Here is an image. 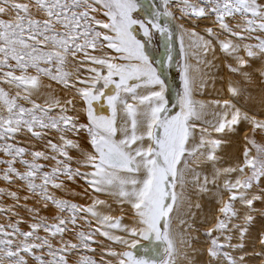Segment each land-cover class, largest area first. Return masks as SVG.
<instances>
[{
	"label": "snow or ice",
	"instance_id": "1",
	"mask_svg": "<svg viewBox=\"0 0 264 264\" xmlns=\"http://www.w3.org/2000/svg\"><path fill=\"white\" fill-rule=\"evenodd\" d=\"M170 6L172 0L160 4L145 0H0V153L9 157L0 159L6 165L0 170V179L23 186L17 191L0 188V196L17 202L0 207V213L18 215L13 209L21 206V198L34 199L39 205L26 208L33 221L28 231L20 229L22 219L0 224V264H29L30 260L34 264H113L83 254L95 252L92 245L97 243V235L122 246V251L105 250L115 264H176L177 237L188 248L198 237L176 232L174 221L179 218L181 225H187L186 231H200L181 217L185 206L192 207L187 191L190 184L197 195L212 193L217 211L223 214L215 216L216 223L203 232L210 240L207 264H245V242L255 227L254 203H264V143L254 139L257 133L264 137V99L259 110L242 109L237 101L244 91L229 80L231 98L195 100L192 66L175 61L179 84L169 79L167 70L175 60L172 53L178 35L179 56H186L184 35H188L205 56L215 51V39L221 51L235 61L226 64L230 73L248 85L258 74L264 84V0H177L174 6L181 19L214 17L220 32L206 27L208 39L183 25L178 26L183 30L178 33ZM157 34L164 41L166 60L155 58L158 48L152 42ZM225 34L237 42L219 39ZM253 40L255 43L245 42ZM241 50L245 56L239 55ZM256 61L259 67L254 66ZM69 63L74 72L67 70ZM81 70L89 75L83 77ZM42 78L74 90L84 105L86 122L68 115L69 109L59 99H46L43 105L33 99L42 87ZM173 93L175 102L171 103ZM97 104L101 109L106 104L110 114H103ZM209 104L219 109L211 113L214 120L206 119ZM54 108L60 109L58 116L50 115ZM122 111L130 118V126L127 119L118 125ZM48 132L58 133L60 142L46 139ZM213 132L245 133L242 159L234 166H218L216 153L223 141L213 138ZM69 133L74 137L86 134L91 150L82 149L79 140L68 138ZM29 134L46 140L52 155L19 146L17 137ZM70 149L76 150L75 158ZM39 160H51L54 165L45 171L46 165ZM73 162L77 167L73 168ZM62 177L69 182L82 178L93 192L116 197L121 211L124 205L131 211V226L122 224V216L97 210L101 205L111 208L106 200L92 197L91 204L79 205L56 197L49 188H64ZM221 177H225L222 185ZM19 191L27 194L21 197ZM237 202L243 214L234 207ZM195 207L202 206L196 203ZM50 209L55 212L52 223L48 216L40 215ZM259 213L261 230L254 241L262 246L255 253L258 256L264 255V209ZM190 215L195 218V213ZM114 229L124 234L113 235ZM41 231L44 236L39 235ZM213 232L219 235L213 236ZM237 252L240 255L232 254ZM36 253H46L48 259ZM182 255L188 258L186 251Z\"/></svg>",
	"mask_w": 264,
	"mask_h": 264
},
{
	"label": "rangeland",
	"instance_id": "2",
	"mask_svg": "<svg viewBox=\"0 0 264 264\" xmlns=\"http://www.w3.org/2000/svg\"><path fill=\"white\" fill-rule=\"evenodd\" d=\"M151 1L154 2L155 4L161 3V0H151ZM190 1H191V3H198L199 2V0H189V2ZM176 3H177V0H172L173 6H171V8H172L173 12L175 13L176 17L178 19H180L181 21H183L185 24L188 25V23H190L189 25H191V26H193L195 24V25H198L197 28L202 27L201 23L203 21L206 23L214 24L213 23L214 17L210 18V19H201L202 21L198 20L199 23H197L196 21H195L196 23H193L194 21L193 22L191 21L192 22L191 23L190 21L188 22V20L186 18L185 19L179 18L181 16V13L174 6ZM5 19H7V17H5ZM226 20L229 22L230 26H233V22L230 20V18H226ZM199 24H201V25H199ZM214 25L216 26V29L214 30V32L219 33L220 32L219 27L216 24H214ZM220 36H228V35L225 34V35H220ZM232 38L235 40L234 37H232ZM186 41H187V43L193 42L189 37H186ZM235 42H237V41L235 40ZM245 42L255 43L254 40L253 41H245ZM179 52H180V42H179L178 37H177L176 43H175V46L173 49V55L175 57V61L182 63L181 57L179 56ZM239 55L245 56V53L243 52V50H241ZM208 59H211V60L212 59H220L221 64L224 65L225 71H227V72H229V71L226 67V64L227 63L235 64V62L233 60H231L232 57L229 56L228 54L222 52L221 50L220 51L216 50L215 53L212 52L211 54H208L206 56L205 55L200 56L198 59L195 60V62L197 61L196 63H198V66L204 68L207 66V63H208L207 60ZM88 66H91V65H88ZM254 66L259 67V62L258 61L254 62ZM67 70L74 72L75 68L73 67V65L71 63H69ZM174 70L176 72V83L179 84L180 81H179L178 68H177L176 62H175V69ZM215 71H220V70H215ZM17 74H19V73H17ZM81 75L83 77H87L89 74L87 72L81 70ZM49 85H50V87H49ZM4 87L7 89L6 85H4ZM237 87L241 88L244 91V95L241 96L242 100L239 101V104L242 105L245 109H247L250 112L259 110L261 107L260 102L262 99H264V84H261L259 75L258 74L254 75L252 84L248 85V84L244 83L242 85H238ZM11 92H12V94H14L15 89L14 88L11 89ZM216 93H219V92L216 91ZM49 98L59 99L61 102V105L65 106L69 109V111L67 113L68 115L78 116L80 122H86V113L83 111L84 105H83L82 101L80 100L79 96H77L75 94V91L66 89L62 85L56 83L55 81H51L47 78H42V87L38 93L33 95V99H35L38 103L43 105L45 100L49 99ZM68 100L72 101L71 105L65 104V101H68ZM21 103H25L26 106L30 107V105H27L26 102H24V101H21ZM73 105L75 107H73ZM217 110L219 111V109H217ZM59 112H60L59 108H54L52 110V112L50 113V115L58 116ZM240 127L243 128L244 125H241ZM242 133L244 134V132H240L239 134L242 135ZM239 134L235 135L232 133H222L220 135L216 134V137H214L215 134L212 135L213 138H219L223 141V143L221 144V146L219 148L220 150L218 151L219 154H217V156L220 158L218 166H220V167L234 166L239 159H242V153L239 151V149L235 148V146H234V144L237 142V140L239 138V136H238ZM67 136L70 139L79 140V142L82 146V149L89 150V151L91 150L90 144L87 142L88 138L86 137V134L82 133L79 137H74L69 133V134H67ZM58 137H59V134L56 132H48L46 135V139H51L55 143L60 142ZM254 139L258 143H264V137H262L259 133H257L255 135ZM17 141H18L19 146L26 147L29 151L42 150V151H45L48 155H52L50 150L45 146L46 140L33 139L30 137V134H29L27 136H25V135L18 136ZM235 149H237V150H235ZM69 154L72 155L74 158L77 155L76 150H74V149H70ZM0 159H9V157L3 155V153H0ZM25 159L31 160V156H26ZM37 162L46 165L45 171L50 170V167L54 165V161H51V160H48V161L39 160ZM72 166H73V168L77 167V165L74 162H73ZM5 167H6V165L0 164V170L4 169ZM16 167L20 171H24L23 166H21L20 164L17 163ZM86 169L87 168H81V170H86ZM88 170H91V169H87V171ZM235 176H236V174H233L231 176V179L233 177H234L233 179H235ZM62 179L64 180L65 187L62 189L49 188V191L51 193H53L58 198L67 199V200L74 202V203H77L79 205L91 204V198L95 197V196L92 194L89 185L85 182L84 179L77 177L74 182H69L66 178H63V177H62ZM221 179H222V177H221ZM261 183H262V186H264V179H262ZM22 187L23 186L18 181L13 185H8L6 182H4L2 179H0V188H6L10 191H17L18 188H22ZM85 189H87V191H85ZM253 191H256V189H253ZM188 193L191 196L192 207L189 210L187 208V206H185V208L182 209L183 213H182L181 217L184 220H186L188 223L193 224L195 228H199L200 231L198 233L203 235V232L205 229L212 227L216 223L215 216L223 217V214L219 213L217 211V209L216 210L211 209L212 207L208 204V201H210L209 203H215L214 197L211 196L212 197L211 200L206 199V198H209V197H207L209 194L197 195L195 192V189L190 188V187H189ZM18 194L21 197H23L27 193H26V191H19ZM96 198H98V196H96ZM224 199L225 200L228 199V196L226 193L224 195ZM205 200H206V202H205ZM15 203H17V202L10 199L7 195L0 196V207H8V206H11ZM18 203L21 206L13 209L16 213H18V215L14 216V215H12L11 212L0 213V224L7 225L9 223H15L17 220L22 219L24 222L20 223L19 227L22 231H28L29 230L28 224L32 223L33 221L31 219L32 214L29 213L26 210V208L39 207V205L35 202L34 199H29L28 201H25L21 198V200ZM196 203H199L202 207L200 209H197L195 207ZM108 204L111 205V208H108L106 206L105 210H115V209L120 210V208H121V206L119 207L118 204L115 205V202H113V201H108ZM202 204H204V205H202ZM124 206H126V205H124ZM234 207L236 209H238L241 212V214H243L244 209L239 204V202H237L234 205ZM123 208H124L123 211H125V212H121V211L120 212L124 213V214H122V217L127 219L126 217L129 214L132 215V213L128 207H126V208L123 207ZM254 208L257 210L255 212H253V216L255 217V221H254L255 227L251 230L250 236L245 242L246 243L245 252L247 253V255L245 257V263L246 264H264V255H259V256L255 255V253L262 251V246L258 242L254 243L257 232H259L261 230V219L262 218L260 216L259 210L264 209V203L257 201L254 203ZM216 211L218 213H216ZM128 212H129V214H128ZM190 213H195L194 219L191 217ZM54 214H55L54 209H50L48 211L42 210L40 212V215L49 217V223L54 222L52 220V216ZM212 217H213V219H212ZM89 219H92V218L89 217ZM177 220H179V218L176 219L175 221H177ZM202 220L205 221V224L207 223L206 225L208 227L205 228L203 226V223H201ZM175 221H174V223H176ZM78 223L83 225V221H78ZM209 223H210V225H209ZM93 227H96L94 220H93ZM184 228L187 229L186 224L184 225ZM8 230L10 231V229H8ZM85 230H87V229H85ZM111 231L113 233V232H115V229H114V231L113 230H111ZM187 232L190 233L192 231L187 230ZM116 233L115 234L113 233V234L116 235ZM39 235L44 236L45 233H43L41 231V232H39ZM217 235H219V233L214 232L213 236H217ZM203 237H204V235H203ZM204 238L207 239L209 246H210V240L206 236ZM57 239H59V238L57 237ZM95 240L97 241V243H94L92 245V247L95 249V252H84L83 254L91 256L97 262H99L103 258L105 260H112L113 264H115V258L107 256L105 254V250L107 248H113L117 251H122L123 250L122 246L112 244L110 241H107L105 238H103L99 235H97L95 237ZM221 242L223 243V237H221ZM235 242H236V240L234 238L233 243H235ZM53 244L56 245V240H53ZM101 245H103V247H101ZM36 254H38V255L43 254L45 256V259H48L46 253H36ZM232 254L235 256L240 255V253H238V252L232 253ZM78 258H79L78 256L75 257V259H78ZM254 259H255V261H254ZM29 264H34V262H32L30 260Z\"/></svg>",
	"mask_w": 264,
	"mask_h": 264
},
{
	"label": "bare ground",
	"instance_id": "3",
	"mask_svg": "<svg viewBox=\"0 0 264 264\" xmlns=\"http://www.w3.org/2000/svg\"><path fill=\"white\" fill-rule=\"evenodd\" d=\"M170 10L173 12L171 6H170ZM173 14L176 17V15H175L174 12H173ZM200 21H202V20H200ZM188 22H189V20H188ZM196 22L199 23V21H196ZM196 22L194 21L193 23H196ZM189 24L190 23H188V25L185 24L183 21H181L177 17L174 20V25L177 26V32L178 33H180V32L183 31L178 26L179 25H183L184 28L189 29V30H194L198 34L203 35L205 37V39H208V37L206 35V32H205L206 27L211 26L213 28V31L216 29V26L214 24L206 23L204 21L201 23L202 24V27H200V28H197V27L193 28V26H191ZM201 24H199V25H201ZM177 37H178V40L180 42L179 35ZM186 37H188V35H184V46H185L186 56L184 58H181V62L182 63L187 62V64H189V65L192 66L191 75L194 78L193 99H195V100H201V101H205V102H209V101L214 100V99H221V100H223V99H229V98H231L230 97V94L227 91L228 81L231 80L232 83L234 85H236V86L244 84L245 81H243V79L241 77L236 76V75H234L232 73H229V72L225 71V67H224V65L221 64L220 59H212V60L211 59H208L207 61L208 62L210 61L211 62L210 64L207 63V66L204 67V68L203 67H199L198 66V63H196L197 61L195 62V60L198 59L200 56H203L202 49L196 48L194 46L193 42L192 43H187ZM219 39H221V40L232 39L233 42H235V40L232 37H229V36H219ZM213 45L215 47V51L216 50L217 51H220L221 50L220 47H219V44L216 43V40L215 39L213 40ZM215 51H214V53H215ZM212 52L213 51H210L208 54H211ZM231 60H233V59H231ZM215 70H220V71H215ZM221 77H223V80H221ZM201 83L204 84V87L203 88L200 87V84ZM216 91H218L219 93H216ZM241 100H242V97H240L239 100L237 101L238 106H240L242 109H245L242 105L239 104V101H241ZM245 110H247V109H245ZM207 111H208L209 115L206 117V119L214 120V117L211 115V113L213 111H218V110L217 109H214L213 106L211 104H209ZM126 119L128 120V123H129V126H130V123H131L130 118H127L126 115H125V113L122 111L120 113V115H119V118H118V125L121 124ZM213 134H215L214 137H216V134L217 133L213 132L212 135ZM217 135H220V134H217ZM244 135H245V133L244 134L242 133V135L239 134L238 135L239 138H238L237 142L234 144L235 148L239 149V151L241 153H242L243 148L245 146ZM237 149H235V150H237ZM219 150L220 149L217 150V153L216 154H219V152H218ZM198 170H200V169H198ZM81 171L82 172H89L91 170H88L87 171V169H86V170H81ZM224 179H225V177H222V179L220 180L221 185L223 184V180ZM189 180H191V176H189ZM189 187L190 188H193L191 184L189 185ZM189 187H188L187 191H189ZM90 190H91L92 194L95 197L98 196V199L106 200L107 203H108V201H113V202H115V205L118 204L116 202V199H117L116 197H110V196H108V195H106L104 193H95V192L92 191L91 187H90ZM207 194H209L207 197H211L212 196V193H207ZM206 199H209V198H206ZM205 202H206V200H205ZM209 202L210 201H208V204L212 207L211 209H213V210L214 209L215 210L218 209L219 205L216 202L215 203H209ZM202 205H204V204H202ZM118 206L120 207L121 205L118 204ZM123 207L126 208L128 206L126 205V206H123ZM105 208H106V206L101 205V206L98 207L97 210L100 211V212H102V213H104V214L112 215L113 217L122 216V214H124V213H121V212H125V211H121V210H117V209H115V210H105ZM182 213H183V210H181V215H182ZM216 213H218V212L216 211ZM128 214H129V212H128ZM126 218L127 219H125L123 217L122 224L131 226L132 215L129 214ZM212 219H213V217H212ZM175 222L176 223H174V228H175L176 232H178V233H184L185 236H187V235L190 234L191 236L198 237V239H196V240H194L192 242L191 248H188L187 246H182L179 243V236L177 237V250H178V255H177V258H176V264H189L190 261H193L194 264H207V262L209 260V257L207 255V249L209 247V243H208L207 239L204 238L205 236L203 237L202 234H199L198 232H195V231H192V232L189 233L184 228V225H181L179 223V220H177ZM206 224L203 223V226L205 228L208 227ZM209 225H210V223H209ZM117 231L118 230L115 229V232H113V233L115 234ZM119 232L120 231H118L116 233V235H122L123 234L122 232H120V233ZM213 235H214V232H213ZM144 242H146V241L141 240V243L142 244H144ZM185 251L187 252V257H188L187 259H185L184 256L182 255V253L185 252ZM254 261H255V259H254Z\"/></svg>",
	"mask_w": 264,
	"mask_h": 264
},
{
	"label": "flooded vegetation",
	"instance_id": "4",
	"mask_svg": "<svg viewBox=\"0 0 264 264\" xmlns=\"http://www.w3.org/2000/svg\"><path fill=\"white\" fill-rule=\"evenodd\" d=\"M146 3L148 4H152L153 2L151 0H145ZM142 35V33H141ZM153 48H158V51H156L155 53V58L157 60H166V57H167V53H166V50H165V45H164V41L163 39L159 36V34L156 35V37L153 38ZM173 55V53H172ZM174 57V55H173ZM175 58V57H174ZM175 60L173 62V64L171 65V68L168 69V75H169V79H174L175 82H176V72H175ZM170 101L171 103H174L175 102V99H174V93L170 95ZM97 109H99L103 114L105 115H109V110L107 109V106L105 104V107L103 109L100 108V105L97 104L96 105ZM175 111V109L173 110ZM146 242H144V244H146Z\"/></svg>",
	"mask_w": 264,
	"mask_h": 264
}]
</instances>
